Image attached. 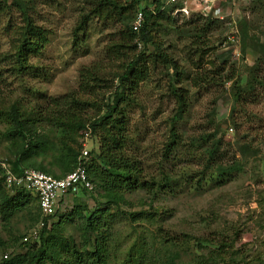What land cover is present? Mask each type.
<instances>
[{"label": "rangeland", "instance_id": "rangeland-1", "mask_svg": "<svg viewBox=\"0 0 264 264\" xmlns=\"http://www.w3.org/2000/svg\"><path fill=\"white\" fill-rule=\"evenodd\" d=\"M130 1L124 0V3ZM251 1L242 0L227 11L229 22L244 21L247 35L264 43V8L259 5L253 7ZM90 2L91 0L19 1L33 24L48 33V40L41 47L40 53L31 50L28 54L27 64L32 70L26 71L15 68L11 58L14 47L18 44L15 42L16 32L23 26L22 16L14 0H0V163L9 170L18 151L16 139H9L10 135L5 134L12 126L9 116L12 106L26 120L35 122L36 133L44 136L42 146L47 149L36 158L44 166L49 161L48 157L53 154V149H72L75 158L85 151L87 159L84 163L86 161L87 166L97 167L100 174L105 176L110 175L112 169L119 165L116 160L109 159L104 163L100 161L98 157L101 154L104 156L103 139L101 140L100 133L91 134L87 120L101 113L100 110L110 100V94L116 85L113 67L117 66V62H111L113 69L109 68L104 52L106 44L117 38L115 35L121 26L114 21L101 22L97 18H91L85 27L82 26L84 31H75L81 17L87 13ZM133 14L134 12L126 21L128 26ZM170 15L179 29L165 24L156 27L151 37L167 58L190 76L184 80L186 76L183 75V82L179 85L186 90L189 102L187 113L178 122L179 136L183 139V135L195 138L200 134H212L213 124L214 127L218 126L215 139L220 138L225 144V160H236L241 165L240 172L229 174V181L223 185L208 182L200 188H191V184H188L176 194L152 196L143 191L126 193L123 195L126 202L116 208L104 204L100 196L102 191L96 186L97 181H91L90 190L67 195L60 202L57 214L64 220L60 221L59 216L54 218L53 224L46 230L57 228L56 237L62 243L77 244L78 217L70 219L67 215L71 210L80 208L82 215L87 218L96 210L103 212L102 216L109 220L108 225L112 227L113 241L107 264H120L126 258L130 244L135 241L138 246L142 238L147 243L150 254L156 255L162 247V239L158 237L164 233L175 236L177 240L182 235L191 238L189 253L192 255L188 259L200 257V253H206L207 249L216 250L220 243L231 242L230 249L234 251L238 264H264V92L257 86L250 93L242 91V101L237 103L232 89L236 79H239L237 83L243 88L245 68L253 64L255 56L243 53L239 47L240 42L234 46L223 44L225 31L212 32L206 38L196 41L191 38L192 25H183V21L193 15L187 18L171 12ZM193 42L195 45H192ZM135 45L139 53L148 54L153 51L151 45L145 46L147 48L144 50L138 40H135ZM26 49L27 46L23 47L21 53H25ZM201 50L207 52L202 55ZM221 60L226 61L225 72L220 74V79H214L210 74L212 65L220 64ZM95 64L100 66L96 76L102 82H98L97 86L90 82L92 89L83 93L79 90V71L83 68L94 70L92 66ZM147 66L150 69L148 81L137 93L138 105H133L128 111V133H133L134 140L128 147V152L142 166L140 178L145 181L159 178L157 160L162 159L168 134L167 119L174 107L173 100L167 96V84L170 81L165 76L173 75V69L169 68L164 72L157 66L158 69L153 70L149 62ZM232 70L235 75L233 80L224 82L223 77ZM203 72L207 73L208 78L202 83L193 84L191 77ZM212 78L214 81L211 82ZM64 96L85 103L73 114L78 116V122L81 120L84 123L83 127L61 124L68 123L65 122L66 119H51L59 114L57 110H51L48 105L50 100L62 99ZM208 119L213 124H208ZM56 124H61L62 128ZM241 136H244L242 141L248 144V149L254 155L246 154L243 158L238 155L234 141L235 137ZM175 157V161L163 163L166 172L170 168L181 171L186 167L192 171L201 170L197 154L187 156L182 149ZM52 170L58 174L59 170ZM211 178L214 176L207 179ZM108 180L102 177L101 183ZM129 214H133V217L130 218ZM57 221L61 223L59 226L55 225ZM34 225L33 220H29L24 212L15 213L6 221L0 217V261L25 251V247L19 244V237L23 234L27 237ZM37 240V236L28 239L30 243ZM171 251L179 255L180 261L187 259L182 250ZM57 252L66 255L61 248Z\"/></svg>", "mask_w": 264, "mask_h": 264}, {"label": "trees", "instance_id": "trees-1", "mask_svg": "<svg viewBox=\"0 0 264 264\" xmlns=\"http://www.w3.org/2000/svg\"><path fill=\"white\" fill-rule=\"evenodd\" d=\"M19 1L20 3L23 2V0H14V3L22 16L23 26L19 27L16 32L15 42L18 44L14 47V55H11V58L15 68L18 67V70L27 71V69L32 70L31 66L27 64L28 54L31 50L34 53H40L41 47L48 40V33L33 24V21L26 14L23 6L19 4ZM162 1L131 0L130 3L126 2V4L124 0H91L87 7V13L81 17L79 25L75 28V31H84L82 26L85 27V24L91 18H97L101 22L114 21L121 26L115 35L117 38L111 39L106 44L104 52V56L109 62V68H112L111 62L114 64L117 62V66L113 67L114 69L112 68L115 72L113 78L116 81V85L110 94V100L100 110L101 113L95 118L87 120L91 134L100 133V138L101 140L103 139L104 156L101 154L98 158L102 163L107 162L109 159L116 160L115 162L119 164L117 165L118 167L113 168V172L110 175H101L97 167L87 166L86 161L84 163L87 156L83 160H78L80 154L75 158L76 155L72 149L58 151L53 149V154L48 157L49 161L45 164L48 167H45L43 163L36 159L38 155L40 156L47 149L42 146V142L45 139L44 136L36 133L35 122L32 123L26 120L23 114L12 106L9 113L12 126L6 130L5 134L8 133L10 135L9 139L14 138L18 143L14 164L10 166V171L13 174L16 175L23 170L31 169L53 178H61L73 171L77 165H81L85 168L89 182L97 181L96 186L102 191L100 196L105 202L104 204L116 208L126 202L125 197H123L126 193L143 191L152 196L165 193L176 194L179 189L184 188L188 184H191V188H200L208 184V182L223 185L229 181V174L240 172L241 165L236 160L233 158H231L232 161L225 160L223 151L225 144L220 138L215 139L218 126L215 125L214 127L211 119H208V124H213L214 131L212 134H200L199 137L195 138L183 135V139L179 136L177 131L178 122L182 120L189 108L187 92L184 88H180L179 85L183 82V75L186 76L184 80L189 79L190 76L186 75L179 65L168 59L159 45L152 41V32L156 27L170 24L173 29H179V27H176L175 21L170 17L171 8L164 5V1L163 3ZM251 2L253 7L259 5V7L264 8V0H252ZM133 12V15L140 12L144 21L136 32L131 30L130 24L132 21L129 26L126 22L128 18L130 19V15ZM228 22V17L224 21H218L212 18H202L200 15H193L191 18L184 20L183 25H192L191 38L199 41L202 38H206L208 34L218 30L225 31L224 33L226 34L228 32ZM234 24L237 31L236 45L240 42L239 47L243 53L248 52L255 56L253 64L245 68L246 76L243 88L241 89L237 83L239 79H236L232 85L233 98L237 103H240L242 101L240 99L242 91L250 93L257 86L264 92V43H260L253 36L247 35L244 21H237ZM184 29L186 28L184 27ZM135 40H138L143 45L144 50L147 48L145 46L151 45L153 51L148 54L137 52L136 45L138 44L135 45ZM194 43L191 44L195 45ZM25 46H27V49L22 54L21 49ZM205 52L207 51H200L202 55ZM147 62L153 66V70H157V66H160V70L164 72H167L169 68H172L174 72L169 77L168 74L165 75L170 81L167 84V96L173 100L174 107L167 119L168 134L165 138L162 159L157 160L159 178H149V181L140 178V174L143 173L142 166L134 158V155L128 152V147L134 142L133 133H128V111L132 109L133 105H138L137 93L148 81L150 69L147 66ZM99 67L98 64H95L92 66L94 70L83 68L79 71L80 91L85 93L92 89L90 82L94 86H97L98 82H102L96 76L97 68ZM197 67L199 68V66ZM212 67L213 70L210 74L214 76V79L216 77L220 79V74L225 72L226 61L221 60L220 64L212 65ZM233 73L234 71L232 70L227 76L223 77L224 82L232 81L235 76ZM194 75L191 77L193 84L202 83L204 79L208 78L205 72ZM236 77L238 78V76ZM212 81H214L213 78L211 79ZM104 84H106V81ZM82 104L85 103L66 96L62 99H51L48 105H50L51 110L55 109L59 114V116H54L51 119H66L65 122L68 123L61 124L83 127L84 123L81 120L78 122V116L73 115ZM36 122L38 123V120ZM61 124L56 125L62 128ZM5 137L8 138V135ZM242 138L244 136L235 137L234 141L238 155L241 158L246 154L254 155V152L248 149V144L243 142ZM182 149L187 156L197 154L201 165L200 171H192L186 167L181 171H175L170 168L166 172V167L163 163L175 161L177 152ZM52 168L59 170L58 174L53 172ZM210 176H214V178L207 179ZM102 177L109 180L106 183H101ZM67 195L70 194L62 197L59 204ZM19 212H24L29 220H33V225H36L39 220H43L45 224L37 230L38 240L36 242L30 243V241H27L22 243L20 240L25 235L23 234L22 237H19V244L25 247V251L9 259L1 260L0 264H107L110 256L109 251H111L112 247L113 232L111 233V225H108L109 220L102 216L103 212L95 210L85 218L80 208L71 210V213L67 216H70V219L77 216L79 220L77 224L78 242L70 245L62 243L56 237L57 228L51 227L49 231L46 230L53 224L54 218L59 216L60 221H63L64 219L61 215L56 212L54 218H51L52 221L50 219L49 226H47L49 218L41 219L37 208V200L34 196L22 189H6L4 187V170L0 167V217L3 221H6ZM128 216L131 218L133 214ZM60 224L59 221L55 223L57 226ZM158 239H162V247H160V251L156 252V255L150 254L147 243L142 238L138 246L137 243H134L135 241L130 244L127 250L128 254L120 264H238L235 261L234 251L230 249L232 247L231 242L229 244L220 243L216 250L207 249L206 253H200V257L195 256V258L188 259L192 255L189 253L190 237L182 235L181 239L177 240L175 236L164 233V235H159ZM227 247L229 248L226 249ZM60 248L66 255H61L57 252ZM172 249L182 250V253H185L183 255L187 256V259L183 262L180 261L179 255L171 251Z\"/></svg>", "mask_w": 264, "mask_h": 264}, {"label": "built area", "instance_id": "built-area-1", "mask_svg": "<svg viewBox=\"0 0 264 264\" xmlns=\"http://www.w3.org/2000/svg\"><path fill=\"white\" fill-rule=\"evenodd\" d=\"M242 0H164V5L171 8V14L182 15H200L202 18H212L218 21H224L232 7L236 6ZM246 1V0H244ZM250 1V0H249ZM143 16L140 12L134 15L130 24L133 32L143 24ZM228 32L225 35L223 44L236 45L237 31L234 22H228ZM86 152L82 151L78 160H83ZM4 170V187L6 189H22L34 196L37 200V208L42 218H49L48 225L58 211L59 201L66 194H75L78 191H88L92 188L87 179L85 168L77 165L73 171L67 173L61 178H53L41 172L27 169L19 174H13L3 163H0ZM51 219V221H50ZM43 220H39L37 225L30 230L29 235L21 239L22 243L28 241L30 237L37 236V230L44 226Z\"/></svg>", "mask_w": 264, "mask_h": 264}, {"label": "crops", "instance_id": "crops-1", "mask_svg": "<svg viewBox=\"0 0 264 264\" xmlns=\"http://www.w3.org/2000/svg\"><path fill=\"white\" fill-rule=\"evenodd\" d=\"M164 1V0H163Z\"/></svg>", "mask_w": 264, "mask_h": 264}]
</instances>
